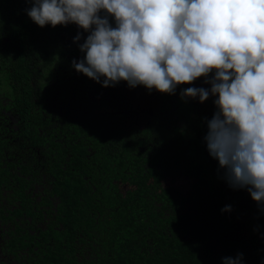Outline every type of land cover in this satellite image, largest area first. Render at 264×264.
Returning a JSON list of instances; mask_svg holds the SVG:
<instances>
[{
  "label": "trees",
  "instance_id": "16d2710c",
  "mask_svg": "<svg viewBox=\"0 0 264 264\" xmlns=\"http://www.w3.org/2000/svg\"><path fill=\"white\" fill-rule=\"evenodd\" d=\"M29 7L0 0V264H264V207L204 140L215 97L179 95L210 85L102 87L71 64L87 33Z\"/></svg>",
  "mask_w": 264,
  "mask_h": 264
},
{
  "label": "clouds",
  "instance_id": "9594fccd",
  "mask_svg": "<svg viewBox=\"0 0 264 264\" xmlns=\"http://www.w3.org/2000/svg\"><path fill=\"white\" fill-rule=\"evenodd\" d=\"M39 27L87 33L72 67L102 87L121 81L181 99L215 97L204 136L234 190L264 207V0H25ZM81 40L78 32L73 42ZM222 212L231 211L226 205ZM243 253L222 264H242Z\"/></svg>",
  "mask_w": 264,
  "mask_h": 264
},
{
  "label": "rangeland",
  "instance_id": "374dc122",
  "mask_svg": "<svg viewBox=\"0 0 264 264\" xmlns=\"http://www.w3.org/2000/svg\"><path fill=\"white\" fill-rule=\"evenodd\" d=\"M188 132H191V131H188ZM190 137H192V133ZM164 184L179 188L181 191H186L188 189V181L184 179H177V180L172 181V179L167 178L164 180Z\"/></svg>",
  "mask_w": 264,
  "mask_h": 264
}]
</instances>
